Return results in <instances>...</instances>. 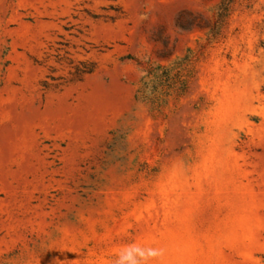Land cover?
<instances>
[{
	"label": "rangeland",
	"instance_id": "374dc122",
	"mask_svg": "<svg viewBox=\"0 0 264 264\" xmlns=\"http://www.w3.org/2000/svg\"><path fill=\"white\" fill-rule=\"evenodd\" d=\"M222 1L0 0V264H264V0Z\"/></svg>",
	"mask_w": 264,
	"mask_h": 264
},
{
	"label": "trees",
	"instance_id": "16d2710c",
	"mask_svg": "<svg viewBox=\"0 0 264 264\" xmlns=\"http://www.w3.org/2000/svg\"><path fill=\"white\" fill-rule=\"evenodd\" d=\"M234 0H223L219 5V20L224 19L228 14L231 7V3ZM176 67H181L183 69V74L178 72L176 75L180 77L176 84L170 85L169 88L179 89V92H186L188 90V83L192 76H194L196 71V58L193 54V51L189 49V52L182 58L175 61V63L171 66L164 65V64H151L146 70H147V79L146 83H151L155 81H160L163 83V80L167 81L172 78V72ZM174 86V87H173ZM176 86V87H175ZM157 89H154V91ZM152 87H145L143 89H140L139 92L142 95V98L146 100H150L154 103V105L159 106V102L157 101L156 96H153L154 93ZM164 93V92H163ZM165 94H168V91H165Z\"/></svg>",
	"mask_w": 264,
	"mask_h": 264
},
{
	"label": "clouds",
	"instance_id": "9594fccd",
	"mask_svg": "<svg viewBox=\"0 0 264 264\" xmlns=\"http://www.w3.org/2000/svg\"><path fill=\"white\" fill-rule=\"evenodd\" d=\"M165 254L163 247L133 242L118 250L112 264H161Z\"/></svg>",
	"mask_w": 264,
	"mask_h": 264
}]
</instances>
